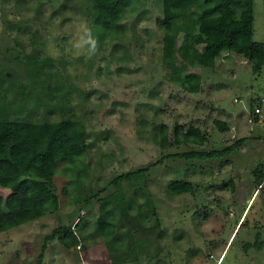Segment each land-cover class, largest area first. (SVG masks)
I'll use <instances>...</instances> for the list:
<instances>
[{
  "label": "rangeland",
  "instance_id": "1",
  "mask_svg": "<svg viewBox=\"0 0 264 264\" xmlns=\"http://www.w3.org/2000/svg\"><path fill=\"white\" fill-rule=\"evenodd\" d=\"M139 1L112 37L93 24V0H0V71L8 74L0 76V99L18 101L16 113L35 122L81 118L89 142L78 188L73 167L57 166L60 210L0 232V264H36L45 236L80 218L78 245L50 241L45 264H264V180L257 172L264 163V66L255 72L245 55L224 51L213 67L193 68L202 75L201 89L187 90L169 78L163 59V0ZM81 23L98 42L91 58L75 47L87 36ZM254 39L264 42V0H254ZM30 57L45 59L46 91L39 99L53 97L50 106L28 95ZM50 83L64 96L51 92ZM162 124L168 126L165 147ZM178 125L199 127L206 142H178ZM230 145L232 153L204 160L179 155ZM147 165L144 183H123L135 228L119 213L117 231L129 233L115 249L98 229V198L116 189L113 178ZM176 179L191 181L194 190L175 192ZM101 189L92 206L76 211L78 197ZM0 194L8 198L11 190L0 185ZM258 233L261 249L254 244Z\"/></svg>",
  "mask_w": 264,
  "mask_h": 264
},
{
  "label": "trees",
  "instance_id": "2",
  "mask_svg": "<svg viewBox=\"0 0 264 264\" xmlns=\"http://www.w3.org/2000/svg\"><path fill=\"white\" fill-rule=\"evenodd\" d=\"M163 4V59L172 81L193 93L199 92L202 75L193 68L213 67L224 51L243 54L251 61L253 71L262 70L264 42L254 39V0H163ZM139 7V0H93L90 9L92 22L103 36L116 37L123 18L130 11L139 10ZM45 63V59L39 57H30L25 63L26 73L32 81L33 89L28 93L31 97L37 95L39 99L45 94L46 80L42 77ZM0 76L8 78L3 69ZM49 89L57 96H64L63 88L56 89L50 83ZM49 99V102L39 99V103L50 106L53 97ZM18 110V101H12L4 94L0 99V185L9 188L11 194L8 198L0 194V232L60 210L62 202L55 182L57 166L68 163L73 167L71 181L78 188L82 181L80 161H83L89 149L88 129L81 118L65 115L59 120L35 122L17 114ZM215 122L222 130L229 127L226 121L217 119ZM159 136L162 146H167L169 135L166 124H162ZM176 140L204 144L207 135L197 126H190L184 131V127L178 125ZM233 149L234 145H230L222 150H193L179 155L204 160L230 154ZM150 167L147 165L119 174L111 181L116 189L105 198H98L101 213L97 226L108 239L112 237L115 249L122 246L123 235L129 233L117 231L119 213L121 218L130 223V231L135 228V224L130 221V206L123 183H144ZM263 169L262 162L257 166L261 181L264 180ZM171 188L177 193L194 190L193 183L186 179L174 180ZM102 191L92 190L78 197L76 201L80 206L76 211L81 213L92 206L93 198ZM64 192H68L67 187ZM147 200L151 205V199L147 197ZM81 223L80 218L75 224L60 225L47 234L36 264H45L50 241L58 239L69 248L78 245L77 230ZM243 224L244 221L241 226ZM259 236L260 233L254 244L261 249L263 241L259 240Z\"/></svg>",
  "mask_w": 264,
  "mask_h": 264
},
{
  "label": "clouds",
  "instance_id": "3",
  "mask_svg": "<svg viewBox=\"0 0 264 264\" xmlns=\"http://www.w3.org/2000/svg\"><path fill=\"white\" fill-rule=\"evenodd\" d=\"M78 29H83V31L87 34L86 38L84 36L81 37L80 41H78L75 45L76 49L83 50L86 48V55L91 58L92 56L96 55L98 52V42L97 40L91 35L90 29L83 23L77 25ZM78 54H84L82 52H78Z\"/></svg>",
  "mask_w": 264,
  "mask_h": 264
},
{
  "label": "built area",
  "instance_id": "4",
  "mask_svg": "<svg viewBox=\"0 0 264 264\" xmlns=\"http://www.w3.org/2000/svg\"><path fill=\"white\" fill-rule=\"evenodd\" d=\"M258 111H259V109H258Z\"/></svg>",
  "mask_w": 264,
  "mask_h": 264
}]
</instances>
